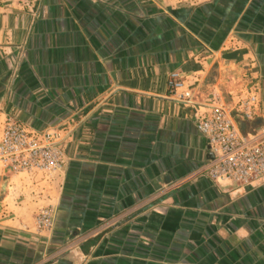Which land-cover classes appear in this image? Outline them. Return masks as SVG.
I'll return each instance as SVG.
<instances>
[{
	"label": "crops",
	"instance_id": "0c3cea01",
	"mask_svg": "<svg viewBox=\"0 0 264 264\" xmlns=\"http://www.w3.org/2000/svg\"><path fill=\"white\" fill-rule=\"evenodd\" d=\"M252 94L247 131L264 0H0V142L14 121L65 156L54 176L0 163V264H264V180L213 181L197 128L214 96Z\"/></svg>",
	"mask_w": 264,
	"mask_h": 264
},
{
	"label": "built area",
	"instance_id": "2783aa9c",
	"mask_svg": "<svg viewBox=\"0 0 264 264\" xmlns=\"http://www.w3.org/2000/svg\"><path fill=\"white\" fill-rule=\"evenodd\" d=\"M169 85L180 102L194 104L192 89L177 73L170 76ZM257 102V96L252 94L229 106L214 96L210 113L197 123L198 131L211 147L213 157L206 168L216 183L242 188L264 180V127L247 131L240 125L253 120ZM63 138L59 131L36 137L9 121L0 142V163L12 173L41 172L54 176L65 166V156L59 148ZM54 220L52 207L43 208L36 215L40 230L51 231Z\"/></svg>",
	"mask_w": 264,
	"mask_h": 264
},
{
	"label": "water",
	"instance_id": "95a60500",
	"mask_svg": "<svg viewBox=\"0 0 264 264\" xmlns=\"http://www.w3.org/2000/svg\"><path fill=\"white\" fill-rule=\"evenodd\" d=\"M240 125H241V127L243 128V130H245V127L242 126L243 124H240Z\"/></svg>",
	"mask_w": 264,
	"mask_h": 264
}]
</instances>
